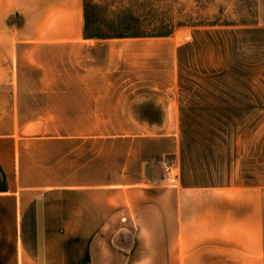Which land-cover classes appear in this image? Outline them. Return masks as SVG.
Returning a JSON list of instances; mask_svg holds the SVG:
<instances>
[{
	"label": "crops",
	"instance_id": "0c3cea01",
	"mask_svg": "<svg viewBox=\"0 0 264 264\" xmlns=\"http://www.w3.org/2000/svg\"><path fill=\"white\" fill-rule=\"evenodd\" d=\"M84 31L82 0H0V264H264L263 137L240 170L195 139L217 108L184 98L176 35Z\"/></svg>",
	"mask_w": 264,
	"mask_h": 264
},
{
	"label": "rangeland",
	"instance_id": "374dc122",
	"mask_svg": "<svg viewBox=\"0 0 264 264\" xmlns=\"http://www.w3.org/2000/svg\"><path fill=\"white\" fill-rule=\"evenodd\" d=\"M82 1L86 35L182 39L176 71L186 78L184 98L217 108L190 117L197 127L212 128L195 131V139L221 140L220 154L232 156L235 170L246 146L241 138L263 137L264 155V28L255 26L254 0ZM158 60L149 59L140 75L151 77Z\"/></svg>",
	"mask_w": 264,
	"mask_h": 264
}]
</instances>
